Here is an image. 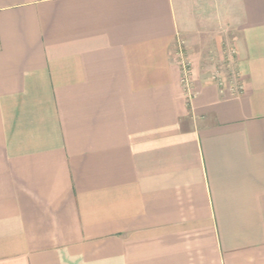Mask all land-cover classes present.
<instances>
[{
  "label": "crops",
  "instance_id": "1",
  "mask_svg": "<svg viewBox=\"0 0 264 264\" xmlns=\"http://www.w3.org/2000/svg\"><path fill=\"white\" fill-rule=\"evenodd\" d=\"M0 264H264V0H0Z\"/></svg>",
  "mask_w": 264,
  "mask_h": 264
},
{
  "label": "rangeland",
  "instance_id": "2",
  "mask_svg": "<svg viewBox=\"0 0 264 264\" xmlns=\"http://www.w3.org/2000/svg\"><path fill=\"white\" fill-rule=\"evenodd\" d=\"M229 32L230 31H226L225 35H228ZM208 48L205 47L202 50L203 69L208 70L211 73V76H213L214 80L223 83L224 85L227 84L232 89H236L238 80L236 75L235 62L233 59L234 54L231 56L229 55V49L233 50L230 41L227 39V37L226 39L223 38L220 54H218L216 50ZM177 54L181 60V64L186 63L187 65H189V62L183 57L184 55L181 45H179V47L177 48Z\"/></svg>",
  "mask_w": 264,
  "mask_h": 264
},
{
  "label": "built area",
  "instance_id": "3",
  "mask_svg": "<svg viewBox=\"0 0 264 264\" xmlns=\"http://www.w3.org/2000/svg\"><path fill=\"white\" fill-rule=\"evenodd\" d=\"M235 52H234V49H229V55H233ZM181 68H182V74H181V84L183 86V88L185 89V92L187 93V95H191V89H190V77H189V74H190V66L187 65L186 63H182L181 64ZM237 89H239V86H237Z\"/></svg>",
  "mask_w": 264,
  "mask_h": 264
}]
</instances>
